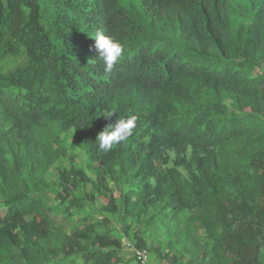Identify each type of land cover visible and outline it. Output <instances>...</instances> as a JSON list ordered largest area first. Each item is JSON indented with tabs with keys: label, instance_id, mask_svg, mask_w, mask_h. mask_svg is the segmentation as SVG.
Wrapping results in <instances>:
<instances>
[{
	"label": "trees",
	"instance_id": "obj_1",
	"mask_svg": "<svg viewBox=\"0 0 264 264\" xmlns=\"http://www.w3.org/2000/svg\"><path fill=\"white\" fill-rule=\"evenodd\" d=\"M97 30L128 50L111 72ZM68 135L86 169L59 165ZM111 217L160 225L166 254L136 232L160 264H264V0H0V264H141Z\"/></svg>",
	"mask_w": 264,
	"mask_h": 264
},
{
	"label": "rangeland",
	"instance_id": "obj_2",
	"mask_svg": "<svg viewBox=\"0 0 264 264\" xmlns=\"http://www.w3.org/2000/svg\"><path fill=\"white\" fill-rule=\"evenodd\" d=\"M72 135H68L65 137V146L68 149V156L66 159H63L61 162H59V165L64 167H71L72 165H77L79 167H82L86 169V158L84 157L82 151L79 149V147H76L72 142ZM59 173L58 169L55 166L46 176V180L48 182L55 181L58 179ZM110 189L113 191V194L118 197L119 196V189L116 187L115 182L110 181L109 183ZM90 188L86 190H80L78 191V196L83 197L86 192H89ZM108 196L107 195H101L96 196V200L94 202H88L87 206L80 210V211H74L73 214L69 217L66 212H62L58 214V219L61 221V223L67 228L68 231L74 232L76 231L80 225H81V218L85 216H92L95 219H99L102 215H104L103 207L107 203ZM53 202V201H52ZM54 204V202H53ZM121 218L124 220V217L121 216ZM111 222L109 224L105 225V229H115L117 234L122 237L123 244H124V252L128 254L129 258L134 257L133 249L131 245L137 244L138 239H143L146 241V245L149 251L154 248L160 249V251L163 254H166L167 248L166 245L168 243V237L162 227L159 226H151L149 228L145 227H137V225L130 226L129 221H126L127 226H130L131 228L126 232L124 230V223H122V220L117 217H111ZM136 232H140V236H136ZM137 247V246H136ZM150 258L151 261L155 264H160L155 260L154 254H151L150 252ZM138 260V259H137ZM162 264H167L166 262H163ZM181 264H190L188 262V258L185 257L183 259Z\"/></svg>",
	"mask_w": 264,
	"mask_h": 264
},
{
	"label": "clouds",
	"instance_id": "obj_3",
	"mask_svg": "<svg viewBox=\"0 0 264 264\" xmlns=\"http://www.w3.org/2000/svg\"><path fill=\"white\" fill-rule=\"evenodd\" d=\"M94 47L99 54V60L104 64V70L111 72L114 66L127 54L126 46L113 36L105 35L103 31L97 30L94 33ZM115 113L109 112L106 117H112ZM137 127V117L135 115L127 118L118 117L114 124L108 125L101 131L96 142L100 152H109L122 142L127 141L133 135Z\"/></svg>",
	"mask_w": 264,
	"mask_h": 264
},
{
	"label": "built area",
	"instance_id": "obj_4",
	"mask_svg": "<svg viewBox=\"0 0 264 264\" xmlns=\"http://www.w3.org/2000/svg\"><path fill=\"white\" fill-rule=\"evenodd\" d=\"M133 249L134 256L140 261L141 264H155L151 261L150 253L147 249H140L136 247L135 245H129Z\"/></svg>",
	"mask_w": 264,
	"mask_h": 264
}]
</instances>
